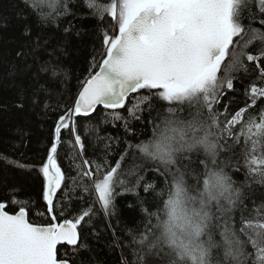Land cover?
<instances>
[{
	"label": "snow or ice",
	"instance_id": "1",
	"mask_svg": "<svg viewBox=\"0 0 264 264\" xmlns=\"http://www.w3.org/2000/svg\"><path fill=\"white\" fill-rule=\"evenodd\" d=\"M253 2L110 0L98 4L88 0L90 8L111 18L114 34H104V52L95 65L98 71L89 73L73 105L58 117L45 157L33 165L10 162L35 169L42 177L44 211L37 214H46L49 221L30 222L28 201L15 197L0 201V264H67L58 258V245H77L79 228L92 212L83 210L58 221L56 200L70 199L66 173L58 159L63 130L69 131L78 155L83 156L85 144L77 130L80 118L90 117L102 106L111 110L114 120H124L127 129L128 119L117 110L126 109L130 118L139 119L141 104L153 96L167 103V113H158L160 121L154 124L150 140L128 144V149H136L139 156L126 150L109 167L104 166L106 161L102 164L83 159L79 175L88 181L82 185L83 192L91 190L101 209L114 215V200L120 194L116 189L134 192L144 179L139 171L143 163L136 164L134 170H122L125 156L151 161L149 170L165 175L167 198L155 204L157 212L153 213L138 197L141 212L147 216L142 232L132 233V243L139 245L135 250L138 264H264V217L235 220L232 212L241 203V193L218 163L220 150L231 147L228 141L240 143L243 137L244 167L264 183V109L259 119L252 114L245 119L248 109L264 99V86L251 84L246 88L243 107L230 112L225 103L223 110L217 108L227 94L225 89L235 90V77L230 73L248 71L245 61L254 64L259 78L264 79V50L258 55L246 51L257 40L264 44V31L241 23V10ZM23 3L41 24L51 12L59 8L67 11L56 0ZM258 4L264 14V0H258ZM259 23L264 25V15ZM24 34L29 35L27 29ZM229 57L231 61L225 64ZM222 66L227 69L223 77L219 75ZM131 94L138 95L129 101ZM183 106L189 109L188 117L180 114ZM237 126L239 130L234 131ZM200 150L204 152V170L195 174V183L189 184V169L182 161ZM236 170H240L239 159ZM153 187L147 183L144 191ZM157 195L163 197L164 193ZM9 204L18 207L10 212Z\"/></svg>",
	"mask_w": 264,
	"mask_h": 264
},
{
	"label": "trees",
	"instance_id": "2",
	"mask_svg": "<svg viewBox=\"0 0 264 264\" xmlns=\"http://www.w3.org/2000/svg\"><path fill=\"white\" fill-rule=\"evenodd\" d=\"M33 2L39 4V0ZM56 2L66 6L67 11L59 8L51 12L41 24L29 12L23 0H0V201L10 200L11 197L28 201L29 221L37 224H47L49 221L46 214H37L44 211L42 177L35 169L20 168L10 162L33 165L45 157L58 117L73 105L89 73L98 71L95 65L99 64L104 52V34H114L111 18L106 13L90 8L88 0ZM109 2L96 0L98 4ZM262 15L258 0H255L241 10V23L246 28L250 25L252 29L264 31V25L259 23ZM26 29L28 36L24 34ZM248 35H251L250 31ZM262 50L264 44L259 40L246 49L255 55ZM230 61L231 57L226 59L225 64ZM245 63L247 72L240 69L230 73L235 77V90L225 89L227 94L217 105L218 109L223 110L225 103L229 104L230 112L243 107L247 100L245 89L251 84L264 86V79L259 78V70L255 65L247 61ZM225 71L227 69L222 66L219 75L223 77ZM137 95L132 94L129 101ZM167 107L166 102L153 96L147 103L141 104L142 111L137 113L139 119L130 118L126 109L117 110L128 119L127 129L124 120H114L111 110L103 107H99L90 117L80 118L77 130L85 144L83 156L78 155V146H74L69 131L63 130L58 159L66 173V191L70 199L56 200L58 221L62 222L65 217L72 218L83 210H91L92 215L79 228L78 245L58 248L60 260L71 264H138L135 250L139 245L132 243V233L142 232L147 219L146 214L141 212V200L138 197L143 199L144 207L153 213L157 212L155 204L167 198L165 175L149 170L152 168L151 161L133 160L131 155L125 156L122 170H134L136 164L143 163L144 167L139 171L144 179L134 192L117 188L120 194L114 200V215H108L95 202L91 190L83 192L82 185L88 181L80 177L79 169L83 159L102 164L106 161L104 166L109 167L114 166L126 150L139 156L136 149H128V144L150 140L154 124L160 121L158 113L166 114ZM261 109H264V99H259L255 108L248 109L245 119L248 114L259 119ZM180 114L188 117L187 106H183ZM238 130L239 126L234 129ZM220 143L223 145L224 141ZM228 144L231 147L225 146L220 150L218 163L232 177L233 187L241 193V203L232 215L237 222L241 218L264 217V183L260 182L259 176L249 174L244 167L241 155L243 137L240 143L229 140ZM188 157L182 164L188 166L186 180L192 184L195 183V174L204 170L201 163L204 152L193 151ZM237 159L239 171L236 170ZM167 179L171 181V176ZM147 183L154 187L146 193L144 185ZM158 193H164V196ZM17 207L9 204L8 210L13 212ZM248 250H252L250 246Z\"/></svg>",
	"mask_w": 264,
	"mask_h": 264
},
{
	"label": "water",
	"instance_id": "3",
	"mask_svg": "<svg viewBox=\"0 0 264 264\" xmlns=\"http://www.w3.org/2000/svg\"><path fill=\"white\" fill-rule=\"evenodd\" d=\"M132 95V94H131ZM130 95V96H131ZM100 107H102V106H100ZM99 108V107H98ZM78 244H79V242H78ZM77 244V245H78ZM64 245H67V244H61V245H58V248L60 247V246H64ZM68 246H73V245H68ZM76 246V245H75ZM62 261H65V260H62ZM67 264H71L69 261H67Z\"/></svg>",
	"mask_w": 264,
	"mask_h": 264
}]
</instances>
